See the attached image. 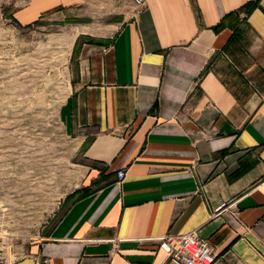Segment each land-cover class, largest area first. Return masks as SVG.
Returning <instances> with one entry per match:
<instances>
[{
	"label": "crops",
	"instance_id": "1",
	"mask_svg": "<svg viewBox=\"0 0 264 264\" xmlns=\"http://www.w3.org/2000/svg\"><path fill=\"white\" fill-rule=\"evenodd\" d=\"M13 2L18 27L74 21L58 116L85 174L2 264H170L159 238L192 230L214 264H264V0Z\"/></svg>",
	"mask_w": 264,
	"mask_h": 264
},
{
	"label": "rangeland",
	"instance_id": "2",
	"mask_svg": "<svg viewBox=\"0 0 264 264\" xmlns=\"http://www.w3.org/2000/svg\"><path fill=\"white\" fill-rule=\"evenodd\" d=\"M0 0V237L43 235L84 182L81 149L58 113L70 88L75 32L66 13L18 27Z\"/></svg>",
	"mask_w": 264,
	"mask_h": 264
},
{
	"label": "built area",
	"instance_id": "3",
	"mask_svg": "<svg viewBox=\"0 0 264 264\" xmlns=\"http://www.w3.org/2000/svg\"><path fill=\"white\" fill-rule=\"evenodd\" d=\"M135 6L143 7L145 0H132ZM125 176L123 169L116 172L118 181ZM221 206L216 208L220 210ZM3 237H0V264L3 263ZM158 247L162 249L170 264H214L216 252L213 246L198 235L196 230L183 234H165L159 238Z\"/></svg>",
	"mask_w": 264,
	"mask_h": 264
},
{
	"label": "trees",
	"instance_id": "4",
	"mask_svg": "<svg viewBox=\"0 0 264 264\" xmlns=\"http://www.w3.org/2000/svg\"><path fill=\"white\" fill-rule=\"evenodd\" d=\"M252 7H253V3H250V4L247 5V9H248V10L252 9ZM230 15H234V12H231V13H228L227 15H225V16L221 19V21L218 23V25H217L216 28H219V27L223 26V25H224V20H225L228 16H230Z\"/></svg>",
	"mask_w": 264,
	"mask_h": 264
}]
</instances>
